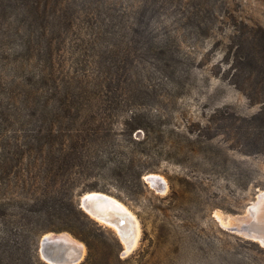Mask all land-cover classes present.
Segmentation results:
<instances>
[{"label": "rangeland", "instance_id": "rangeland-1", "mask_svg": "<svg viewBox=\"0 0 264 264\" xmlns=\"http://www.w3.org/2000/svg\"><path fill=\"white\" fill-rule=\"evenodd\" d=\"M254 53L264 55V0H0V99L19 107L3 109L2 157L12 168L41 164L43 144L19 137L23 122L29 131L40 118L60 134L69 114H92L79 98L121 100L113 140L129 139L121 122L136 113L149 132L135 131L145 141L135 148L167 190L152 187L149 173L145 192L114 195L140 222L128 253L113 227L89 215L99 241L116 236L122 245L123 261L110 264H264V247L227 225L264 192V122L256 118L264 59ZM107 169L79 175L80 187L98 183L117 193ZM6 170L0 205L14 193L24 197L22 181L11 182ZM81 188L78 204L90 192ZM41 237L35 264H49ZM77 239L85 244L82 263L88 249Z\"/></svg>", "mask_w": 264, "mask_h": 264}, {"label": "trees", "instance_id": "trees-1", "mask_svg": "<svg viewBox=\"0 0 264 264\" xmlns=\"http://www.w3.org/2000/svg\"><path fill=\"white\" fill-rule=\"evenodd\" d=\"M252 58L259 61L264 59V55L254 53ZM79 99L78 105L82 102L81 109L92 114L84 117L80 113L69 114L68 127L66 130L62 128L60 134L55 124L40 118L32 121L35 128L29 131L25 130V123H22L20 130L24 135L19 137L38 140L43 144L41 151L44 157L41 164L29 165L20 161L12 168V163L9 164L6 157H2L7 148L0 144V168L11 169L10 172L6 170L2 173L13 174L16 180L11 182L17 185L16 181H22L24 187L23 198L14 193L8 202L0 205V209L3 205L6 206L0 212V264H35L39 259L34 253L37 242L43 234L51 231H68L86 243L88 253L80 264H96L100 257L104 258L105 264L123 261L120 254L122 245L116 236L99 241L93 234L92 231L100 226L79 207L76 200L81 188L78 176L92 175L98 170L106 172V167L109 166L108 173L119 183V193L98 183L86 185L81 191H102L118 198H122V193L129 198L136 193V188L145 192L147 182L144 181V176L156 172L139 157L140 150L135 146L145 141L136 138L134 133L138 129L149 132V129L133 113L121 122L129 139L114 141L113 134L118 121L114 113L124 106V102ZM70 101L71 106L75 107L73 99ZM261 102L262 107L256 118H262L264 122V101ZM10 103L0 99V143L6 134L4 127L7 119L3 109L10 112L13 105L15 111L19 110L18 106ZM102 110H105L104 113L107 111L108 115H100ZM10 114L12 116L14 113ZM261 134L263 133L259 136ZM114 147H121L123 150L117 154ZM104 151L109 152L103 155ZM94 160H98L97 165L93 163Z\"/></svg>", "mask_w": 264, "mask_h": 264}, {"label": "water", "instance_id": "water-1", "mask_svg": "<svg viewBox=\"0 0 264 264\" xmlns=\"http://www.w3.org/2000/svg\"><path fill=\"white\" fill-rule=\"evenodd\" d=\"M152 187L160 192L167 190L166 179L160 174L151 173L145 177ZM115 199V201L113 199ZM114 195L102 191H90L83 193L79 198V207L97 221L106 225L116 227L122 242L125 245V252L133 250L135 235L131 227L132 217L127 211H116V200ZM120 202V200H119ZM122 203V202H120ZM125 205V204H123ZM233 232L261 244L264 247V192L259 194L246 209V213L234 216L232 225L228 226ZM49 233H52L51 235ZM70 236L77 242L85 244L75 238L68 231L47 232L40 240L39 251L42 258L49 264H79L84 254L75 248L73 242L67 237Z\"/></svg>", "mask_w": 264, "mask_h": 264}, {"label": "bare ground", "instance_id": "bare-ground-1", "mask_svg": "<svg viewBox=\"0 0 264 264\" xmlns=\"http://www.w3.org/2000/svg\"><path fill=\"white\" fill-rule=\"evenodd\" d=\"M113 199V198H112ZM115 201V199H113ZM117 200V199H116ZM115 207L112 205V207L114 208V210L120 212V211H127L129 213V215L132 217V222H131V227L133 229V233L135 235V243L133 245V247H135L138 243V240H139V237H140V222L137 218V216H135L129 209L127 206L123 205V203H120L119 200L115 203ZM102 222V221H101ZM104 223V222H103ZM232 224V221L229 220L228 221V224L227 225H231ZM111 226V225H110ZM115 229H117L116 227H114ZM50 235L52 233H49ZM71 242H73L72 244L74 245L75 248H78L82 251V254H84V251H85V246L80 243V242H77L75 241L74 239H72L70 236H67Z\"/></svg>", "mask_w": 264, "mask_h": 264}]
</instances>
